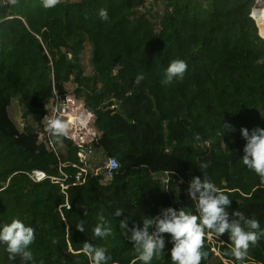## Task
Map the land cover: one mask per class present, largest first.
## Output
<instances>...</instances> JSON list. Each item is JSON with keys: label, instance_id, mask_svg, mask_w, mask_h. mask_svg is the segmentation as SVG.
Instances as JSON below:
<instances>
[{"label": "trees", "instance_id": "1", "mask_svg": "<svg viewBox=\"0 0 264 264\" xmlns=\"http://www.w3.org/2000/svg\"><path fill=\"white\" fill-rule=\"evenodd\" d=\"M256 2L60 0L45 9L42 0L15 6L0 0V228L20 219L35 229L28 264H90L80 252L85 241L105 247L109 264H132L137 253L122 219L131 228L167 207L195 214L178 176L189 184L207 175L232 200L230 218L239 211L246 230L244 221L253 217L264 230V184L242 163L240 133L264 128V40L251 17ZM101 8L109 21L100 19ZM175 59L188 69L165 85ZM138 73L145 78L136 85ZM68 94L96 116L94 147L120 164L107 181L85 174L77 182V146L62 137L57 154L9 114L19 97L23 118L41 124L51 102ZM203 162H210L207 169L199 167ZM60 164L69 175L64 190L26 174L60 176ZM117 208L123 216L114 215ZM100 215L112 230L104 239L93 234ZM81 221L84 233L76 229ZM209 234L201 264H264V237L237 261L227 233ZM164 235L165 255L151 264H173L171 236ZM6 247L0 243V264H23L9 260Z\"/></svg>", "mask_w": 264, "mask_h": 264}, {"label": "clouds", "instance_id": "2", "mask_svg": "<svg viewBox=\"0 0 264 264\" xmlns=\"http://www.w3.org/2000/svg\"><path fill=\"white\" fill-rule=\"evenodd\" d=\"M10 5H17L19 0H7ZM60 0H42V6L45 9L55 7ZM102 21H109L107 9L101 8L98 13ZM188 69L187 63L182 59H175L170 62L165 70V85L174 80H182ZM144 74L138 73L134 83L139 85L144 80ZM86 120L81 119V124ZM47 131L55 140H59L68 134V123L54 110V115L47 121ZM226 131L234 128L225 122ZM242 138L246 141L243 147L242 163L248 169L254 171L260 178L261 184H264V128L256 127L249 131L247 128L240 129ZM199 139V137H197ZM210 162H203L199 165L201 169H207ZM120 164L115 158H110L106 164L109 174L119 169ZM187 194L195 202V214L191 210L173 207L161 209L155 217H145L142 220V226L134 224L131 228L128 226L127 219L120 221V228L124 229L129 235L128 240L133 245L137 253L136 259L142 264H151L153 258L161 259L165 255L166 240L164 234H170L172 248L170 257L173 264H201L202 259L208 256L207 251H202L206 230L217 239L225 233L228 234L232 243L230 254L237 260L243 261L248 254L250 246H255L261 237H264V230L260 229V223L257 219L250 218L244 221L247 230L242 226L239 211H234L230 218L227 210L232 204V200L220 188H218L207 175L193 176L187 188ZM124 210L117 208L114 215L123 216ZM87 212L85 211L84 215ZM98 223L93 228L95 237L104 239L111 235V228L105 226L103 215L98 217ZM76 229L84 233L85 226L83 221L76 225ZM36 239L35 229L26 226L20 219H13L10 224H5L0 228V243L6 244V251L9 254V260H15L20 257L23 264L33 261V253L30 246ZM57 243V241H53ZM80 252L87 256L90 264H109L111 256L107 255V249L102 246H95L85 241ZM42 264V262H41Z\"/></svg>", "mask_w": 264, "mask_h": 264}, {"label": "built area", "instance_id": "3", "mask_svg": "<svg viewBox=\"0 0 264 264\" xmlns=\"http://www.w3.org/2000/svg\"><path fill=\"white\" fill-rule=\"evenodd\" d=\"M149 1L152 2L153 0ZM258 2L259 0H257L256 6H259ZM261 7L263 8L264 5ZM48 110V115L41 124H34L30 118H24L22 131H25L27 128H32L33 133L37 135L39 143L44 144L48 149H52V151L58 154L59 147L55 139L49 135L46 127L48 119L54 115V110H56L61 118L69 125L68 134L65 138L72 141L78 148V159L81 164V170L77 172L76 181L80 182L85 174H89L93 177L103 175L105 181L111 179L112 173L118 169L113 171L110 175L109 170L106 168V164L110 158L114 157L103 155L102 153L99 154L98 149L94 147V142L97 137L95 128L96 116L85 108L82 101L77 100L71 94L64 97H57L55 102H51L48 106ZM81 119H85L86 123L81 124ZM59 171L60 176L49 175L45 171L39 169L32 170L26 174L34 182H41L49 179L59 183L64 190L65 181L69 179V175L62 170L61 164L59 166ZM176 180L179 185H188L185 179L180 176L176 177ZM165 181H167V179H165ZM69 207L70 205H68L67 208ZM212 236L214 235H208L209 238Z\"/></svg>", "mask_w": 264, "mask_h": 264}, {"label": "rangeland", "instance_id": "4", "mask_svg": "<svg viewBox=\"0 0 264 264\" xmlns=\"http://www.w3.org/2000/svg\"><path fill=\"white\" fill-rule=\"evenodd\" d=\"M264 4H259V6H255L252 10V17L255 21L256 26L258 27L259 30V34H260V25H263L264 23V7L262 8L261 6H263ZM161 14V12H160ZM158 22L154 23L153 25V29L155 32H158L159 27H158ZM23 111L24 108L20 103V98L17 97L13 100L12 105L9 108V114L12 118V120L14 121V123L16 124V126L22 130V123H23ZM57 146L60 147V145ZM98 153L101 154V152L98 150Z\"/></svg>", "mask_w": 264, "mask_h": 264}, {"label": "bare ground", "instance_id": "5", "mask_svg": "<svg viewBox=\"0 0 264 264\" xmlns=\"http://www.w3.org/2000/svg\"><path fill=\"white\" fill-rule=\"evenodd\" d=\"M260 35L264 39V23L263 25H260Z\"/></svg>", "mask_w": 264, "mask_h": 264}, {"label": "water", "instance_id": "6", "mask_svg": "<svg viewBox=\"0 0 264 264\" xmlns=\"http://www.w3.org/2000/svg\"><path fill=\"white\" fill-rule=\"evenodd\" d=\"M260 35V34H259ZM261 36V35H260ZM264 40V39H263Z\"/></svg>", "mask_w": 264, "mask_h": 264}]
</instances>
